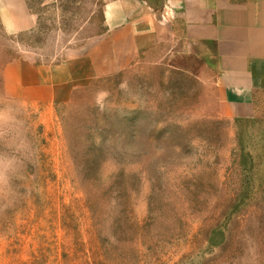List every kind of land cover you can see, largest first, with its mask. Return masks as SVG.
Segmentation results:
<instances>
[{
  "label": "rangeland",
  "instance_id": "374dc122",
  "mask_svg": "<svg viewBox=\"0 0 264 264\" xmlns=\"http://www.w3.org/2000/svg\"><path fill=\"white\" fill-rule=\"evenodd\" d=\"M107 1L27 0L37 22L16 33L0 20V91L29 110L38 152L30 195L0 216V264H252L264 112L228 118L209 83L154 60L49 104L14 92L11 69L5 81L13 60L54 66L81 50Z\"/></svg>",
  "mask_w": 264,
  "mask_h": 264
},
{
  "label": "crops",
  "instance_id": "0c3cea01",
  "mask_svg": "<svg viewBox=\"0 0 264 264\" xmlns=\"http://www.w3.org/2000/svg\"><path fill=\"white\" fill-rule=\"evenodd\" d=\"M0 20L8 33L37 22L27 0H0ZM104 22L63 63L9 62L5 81L11 69L14 92L49 104L95 77L154 60L209 83L228 118L264 112V0H109Z\"/></svg>",
  "mask_w": 264,
  "mask_h": 264
},
{
  "label": "clouds",
  "instance_id": "9594fccd",
  "mask_svg": "<svg viewBox=\"0 0 264 264\" xmlns=\"http://www.w3.org/2000/svg\"><path fill=\"white\" fill-rule=\"evenodd\" d=\"M133 149L139 148L129 151H138ZM37 155L29 110L20 100L0 91V216L14 211L30 195L25 177L36 167ZM243 258L264 264V255L254 242H249Z\"/></svg>",
  "mask_w": 264,
  "mask_h": 264
},
{
  "label": "trees",
  "instance_id": "16d2710c",
  "mask_svg": "<svg viewBox=\"0 0 264 264\" xmlns=\"http://www.w3.org/2000/svg\"><path fill=\"white\" fill-rule=\"evenodd\" d=\"M29 5V4H28ZM124 122V119L121 121V123H123ZM110 125H112V122H111V124ZM123 125V124H122Z\"/></svg>",
  "mask_w": 264,
  "mask_h": 264
}]
</instances>
